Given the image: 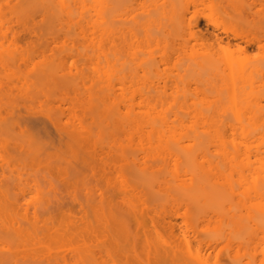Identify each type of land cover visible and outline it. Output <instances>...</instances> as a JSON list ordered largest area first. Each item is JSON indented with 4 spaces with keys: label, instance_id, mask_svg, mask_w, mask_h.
I'll return each instance as SVG.
<instances>
[{
    "label": "bare ground",
    "instance_id": "6f19581e",
    "mask_svg": "<svg viewBox=\"0 0 264 264\" xmlns=\"http://www.w3.org/2000/svg\"><path fill=\"white\" fill-rule=\"evenodd\" d=\"M40 1L56 28L50 25L32 51L20 49L10 27L5 45L0 24V264H209L211 255V264H248L229 262L222 251L226 242L236 250L248 245L256 231L264 243V210L240 199L264 195V173L247 187L231 178L254 161L250 154L257 158L247 140L264 139L251 108L255 96L240 85L251 75L226 56L214 78L224 81L227 107L188 110L176 101L171 113L162 94L140 93L136 101L131 56L140 32L148 40L142 5L133 10L138 0ZM179 2L162 0L156 9L206 40L190 29L197 11L177 15ZM212 36L218 49H228L229 41ZM232 37L264 46L237 30ZM34 57L35 69L21 72ZM196 65L215 66L208 59ZM36 71L65 79L56 97L37 85ZM227 110L234 122L222 120ZM160 190L165 216L155 211ZM210 208L229 218L224 238L199 233Z\"/></svg>",
    "mask_w": 264,
    "mask_h": 264
},
{
    "label": "rangeland",
    "instance_id": "374dc122",
    "mask_svg": "<svg viewBox=\"0 0 264 264\" xmlns=\"http://www.w3.org/2000/svg\"><path fill=\"white\" fill-rule=\"evenodd\" d=\"M161 1L138 0L133 5L134 12H138V4H141L144 10L143 19H148L146 26L148 40H145V36L140 32L139 51L131 56L130 65L136 74L134 80L137 81L131 86V89H134L135 100H139L140 93L162 94L167 102L163 107L168 106L171 113L177 108L176 101H184L179 105L188 110L200 107H227L228 92L223 85L224 81L214 78V73L225 68V58L229 57L240 63L245 74L251 75L250 79L241 81L240 85L245 86V91L252 90L251 93L255 97L252 100L251 108L259 113L256 123H264V46L257 47L255 44L246 46L244 40L232 37V30H237L241 32L243 39L253 38L260 41V44H264V0H184L183 3L179 2L176 5L177 15L183 13L184 17L188 19L194 11H197L198 22L195 24L191 22L190 29L193 31L198 29L203 38L207 37L206 40L201 37L195 39V37L189 36L188 29L183 25H170L167 17L159 14L156 9L157 4ZM45 9L40 0H10L7 5L0 4V24H3L2 30L5 31V45L10 44L11 32L9 30L12 29L17 33L20 49L32 51L36 48L48 36L47 32L56 28L53 26L51 13L47 12V14V9ZM50 25L54 28L52 29ZM6 27H10V29H6ZM213 33L220 38L224 46H227L226 41H229L230 44L226 51L216 47ZM36 35L42 36V38L38 40ZM234 43L245 47L242 50H237ZM37 59L38 57H34L27 66H21V72H31L35 69ZM205 59L211 60L215 66L209 70L197 68L196 62ZM60 75V73H56L48 78L42 72L38 71L37 73L36 71L37 85L49 92L52 97H56L58 90L66 82L62 76V79L59 78ZM222 120L225 123L234 122L232 113L227 110L222 116ZM185 122L188 120L186 119ZM226 134L228 138L235 137V141L239 140L235 135H231L230 131ZM247 142L249 153L255 151L258 154L257 158L250 154V160L254 161L248 165V168H244L242 171L233 170L231 173L234 185H237V181H241L243 187H247L249 182L254 179L261 181L264 173V139L260 135H256L253 138L250 137ZM255 153L254 155H256ZM115 163L119 164L120 162L117 160ZM113 171V174H116V171ZM227 171L225 172L227 173ZM164 174L166 179H170L167 172ZM152 188L156 190V186ZM158 195L161 201L158 200L156 203L155 211L159 216H165L167 212L160 206L164 201L162 190ZM240 199L245 202V206L250 205L253 208L264 210V195L256 199L252 196ZM244 207L242 212L245 211ZM152 213L154 214V212ZM208 213L212 215V218L210 221L205 220L200 224L198 228L200 235L203 237L218 235L222 238L228 235L229 229H227L226 223L229 218L223 216L222 218L211 208L208 209ZM176 222L181 227L179 217H176ZM256 232L258 235L256 234L254 240L248 245L238 248V251L235 244L226 242L227 245L222 251L223 257L227 258L229 262L233 257V260L240 259L241 263L248 261V264H261L264 243L259 238L261 233ZM162 237L165 239L164 233ZM192 242L194 243L193 240ZM219 246L217 245L215 249ZM207 249H205L206 253L210 250ZM30 254L35 255L32 252ZM21 255L20 253L19 256ZM212 262L211 255L208 263ZM7 264H11V261ZM18 264L32 263L29 260L24 262L19 260Z\"/></svg>",
    "mask_w": 264,
    "mask_h": 264
}]
</instances>
